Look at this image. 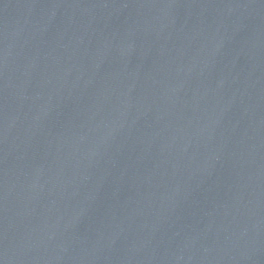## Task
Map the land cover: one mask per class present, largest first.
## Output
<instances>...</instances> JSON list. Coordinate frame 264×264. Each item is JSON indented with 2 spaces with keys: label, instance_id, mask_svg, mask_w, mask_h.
Segmentation results:
<instances>
[{
  "label": "water",
  "instance_id": "1",
  "mask_svg": "<svg viewBox=\"0 0 264 264\" xmlns=\"http://www.w3.org/2000/svg\"><path fill=\"white\" fill-rule=\"evenodd\" d=\"M0 264H264V0H0Z\"/></svg>",
  "mask_w": 264,
  "mask_h": 264
}]
</instances>
